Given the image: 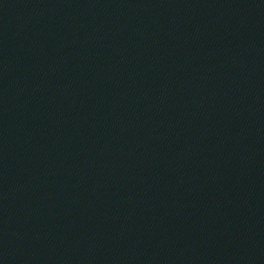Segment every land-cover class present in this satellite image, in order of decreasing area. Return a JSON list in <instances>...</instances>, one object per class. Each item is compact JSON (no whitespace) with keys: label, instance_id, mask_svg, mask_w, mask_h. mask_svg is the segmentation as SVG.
Wrapping results in <instances>:
<instances>
[{"label":"water","instance_id":"obj_1","mask_svg":"<svg viewBox=\"0 0 264 264\" xmlns=\"http://www.w3.org/2000/svg\"><path fill=\"white\" fill-rule=\"evenodd\" d=\"M0 264H264V0H0Z\"/></svg>","mask_w":264,"mask_h":264}]
</instances>
